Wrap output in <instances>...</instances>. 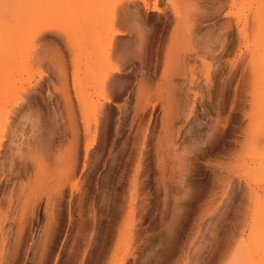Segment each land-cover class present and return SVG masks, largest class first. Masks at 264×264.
<instances>
[{
    "label": "rangeland",
    "instance_id": "obj_1",
    "mask_svg": "<svg viewBox=\"0 0 264 264\" xmlns=\"http://www.w3.org/2000/svg\"><path fill=\"white\" fill-rule=\"evenodd\" d=\"M177 1L0 0V264H264V0Z\"/></svg>",
    "mask_w": 264,
    "mask_h": 264
},
{
    "label": "bare ground",
    "instance_id": "obj_2",
    "mask_svg": "<svg viewBox=\"0 0 264 264\" xmlns=\"http://www.w3.org/2000/svg\"><path fill=\"white\" fill-rule=\"evenodd\" d=\"M69 3H71V2H73V1H75V2H79L80 0H67ZM82 2L83 1H85V0H81ZM89 1V3H93L94 2V4L97 2V0H88ZM119 1V3H118V5L116 6L117 7V9H120V8H127V6H129L130 5V3H132V2H137V1H139V0H118ZM173 1V3H172V5L177 1V0H172ZM192 0H186V1H184L183 0V2H189L188 4L192 7V9H191V11L192 12H194L195 14H197L196 13V7H197V5L195 4V3H193V2H191ZM237 1V0H236ZM178 2V1H177ZM179 3V2H178ZM236 4V3H235ZM174 5H176V3L174 4ZM173 5V6H174ZM179 5V4H178ZM177 6V5H176ZM173 8H175V9H173L174 11H175V13H176V16L177 15H179L180 16V14L179 13H177V11L176 10H178L175 6L173 7ZM154 10L155 11H157V12H160V10H159V8L157 7V4H155V7H154ZM129 14V13H128ZM121 16V15H120ZM134 16V15H133ZM187 16V15H186ZM86 18H89V16H85ZM83 18V19H86V18ZM81 18V17H80ZM134 18H135V16H134ZM180 19V18H179ZM184 20V18L183 17H181V20ZM193 19V18H192ZM118 20L116 19V14L113 12V14H112V17H111V19H110V21L107 23V25H106V30H114L115 29V25H117V22ZM59 37V36H58ZM59 39V38H58ZM62 39V38H61ZM64 40V39H63ZM59 41H62V40H60L59 39ZM37 51V50H36ZM33 52V54H34V56L35 57H37L38 55H37V53L39 52ZM43 52V51H42ZM52 52V51H51ZM54 53V52H53ZM41 55V54H40ZM53 56H55V54H53ZM39 60H41L42 58H41V56H39ZM44 58V57H43ZM54 58V57H53ZM47 60V59H46ZM62 65V64H61ZM63 68V67H62ZM111 72L112 73H116L117 72V69L116 68H112V70H111ZM61 75V74H60ZM64 76V75H63ZM65 82V81H64ZM76 83H78L77 81H74V84H76ZM69 106H71V105H69ZM72 108V107H71ZM41 151V150H40ZM40 153V152H39ZM38 154V153H37ZM36 155V154H35ZM40 156V155H39ZM42 158V157H41ZM44 158V157H43ZM22 159V158H21ZM36 159V158H35ZM38 160V159H37ZM41 161V160H40ZM36 164V163H35ZM37 165V164H36ZM41 166V165H40ZM36 167V166H35ZM25 168H27V167H25ZM24 168V169H25ZM39 169H40V167H39ZM44 169V168H43ZM42 169V170H43ZM37 170V169H36ZM39 171V170H38ZM16 172V171H15ZM40 172V171H39ZM18 173V172H17ZM26 173V172H25ZM22 174V173H21ZM24 174V173H23ZM29 175V174H28ZM42 175V174H41ZM20 176V175H19ZM26 176V175H25ZM56 176V175H55ZM53 177V176H52ZM30 178V177H29ZM30 180V179H29ZM48 182V181H47ZM50 183H51V181H49ZM48 182V184H50ZM23 183V182H22ZM22 185V184H21ZM49 186V185H48ZM50 186L51 187H53L51 184H50ZM48 188V187H47ZM46 188V189H47ZM44 189V188H43ZM53 189V188H52ZM13 191V190H12ZM53 191V190H52ZM56 191V190H55ZM14 192V191H13ZM50 192V191H49ZM46 193V192H45ZM19 194H20V192H19ZM38 196V195H37ZM12 197V196H11ZM50 197V196H49ZM14 199V198H13ZM48 199V198H47ZM28 200V199H27ZM34 200V199H33ZM16 201V200H15ZM36 202V201H35ZM18 203V202H17ZM35 204V203H34ZM32 205V204H31ZM33 206V205H32ZM52 206V205H51ZM25 209H26V207H25ZM52 211V210H51ZM24 212V211H23ZM53 212V211H52ZM55 213V212H54ZM19 214H20V212H19ZM50 215H52V214H50ZM54 217V216H53Z\"/></svg>",
    "mask_w": 264,
    "mask_h": 264
}]
</instances>
